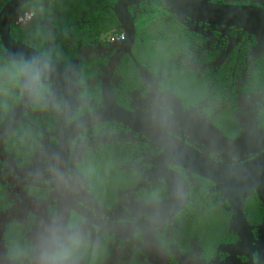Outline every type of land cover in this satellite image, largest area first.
Returning <instances> with one entry per match:
<instances>
[{
	"label": "flooded vegetation",
	"instance_id": "af4514ba",
	"mask_svg": "<svg viewBox=\"0 0 264 264\" xmlns=\"http://www.w3.org/2000/svg\"><path fill=\"white\" fill-rule=\"evenodd\" d=\"M119 1L39 0L7 18L37 55L5 62L0 36V128L24 101L23 122L0 137V215L17 207L8 258L41 262L75 232L65 264H264L257 179L240 185L243 219L234 188L208 179L264 155L247 130L264 131V44L218 11H264V0H203L213 10L191 13L181 2V19L141 2L126 10V47ZM242 137L247 149H234Z\"/></svg>",
	"mask_w": 264,
	"mask_h": 264
},
{
	"label": "water",
	"instance_id": "95a60500",
	"mask_svg": "<svg viewBox=\"0 0 264 264\" xmlns=\"http://www.w3.org/2000/svg\"><path fill=\"white\" fill-rule=\"evenodd\" d=\"M39 0H14L13 3L7 4L2 11L0 12V36L2 40V45L4 50L6 51L5 56L3 57L7 62H24L27 57H31L32 59H36L37 55H34L32 52L28 50L24 45L14 42L9 35V23L8 17L13 16L17 9L16 7H26L27 5ZM53 1V0H51ZM149 0H120L116 6L114 7L112 13L115 17L118 24H120V28L123 31L124 35L120 40V44L122 46H131L134 41V28L132 25V19L127 13V9L132 7H137L139 3L146 2ZM166 7L170 8V12L177 15L181 19V12L179 11L180 3L183 2L187 5V9L191 13V10L194 8H199V5L202 4L207 6L209 9L213 10L210 5H207L203 0H196L193 1L194 5L190 8V0H162ZM16 7H15V6ZM217 8V7H216ZM218 9V8H217ZM219 13H222L224 17V23L231 25V27H235L239 30L247 31L251 33L254 37L257 38L259 44L262 43V39L264 38V11L251 9V8H240V7H231L229 9H218ZM194 12V11H193ZM194 14H197L194 12ZM27 74L25 73L22 78H25ZM28 94L24 93V96ZM14 112L12 113V117L9 119L8 117L5 119V122L0 128V137L3 136L2 139L6 138L16 127H18L22 122L23 119L20 116V113H23L24 110V101L20 102V105L16 106L12 109ZM247 130H251L254 134H257V137L254 138V141L257 143V150L260 151V147L264 149V131L257 130L256 127L249 128ZM0 144V150H1ZM234 149L236 150H244L247 149L248 142L247 140L240 138L234 140ZM67 150V147H63ZM36 168V166H33ZM237 172V175L233 177V173ZM233 173L226 172V171H215L213 172L212 178H208L210 181L214 182L215 184L224 183L226 187L230 190V186L234 189V192L229 195L228 202L230 204V210L233 211V217L237 218H244L242 214V203L246 196L249 195L245 194L244 187L240 186L241 184H246L247 179L256 178L258 185L253 187L256 189L258 193V198L262 205L264 206V155L259 156L256 160H252L250 163H246L244 166H241L239 170H235ZM30 183L29 185H31ZM252 192V191H251ZM43 206L46 203H42ZM17 207L3 213L0 215V264H13V262L7 256V248L5 247V243L3 240V236L5 233V229L7 225L13 220L16 216ZM67 214L65 217H67ZM58 220L61 221L60 215ZM260 231L264 233V215L262 224L260 226ZM260 232V233H261ZM261 237V236H260ZM264 237V234H262ZM150 240L154 246L159 250L160 247L155 242V238L151 235ZM146 240V238H145ZM264 240V239H263ZM163 252V250H159ZM35 262L33 264H41L37 260L36 257Z\"/></svg>",
	"mask_w": 264,
	"mask_h": 264
},
{
	"label": "clouds",
	"instance_id": "9594fccd",
	"mask_svg": "<svg viewBox=\"0 0 264 264\" xmlns=\"http://www.w3.org/2000/svg\"><path fill=\"white\" fill-rule=\"evenodd\" d=\"M122 37L123 36L121 35L119 40H121ZM79 244L80 240L78 234L70 232L64 239L57 240L54 246L44 248L41 257V264H65Z\"/></svg>",
	"mask_w": 264,
	"mask_h": 264
},
{
	"label": "trees",
	"instance_id": "16d2710c",
	"mask_svg": "<svg viewBox=\"0 0 264 264\" xmlns=\"http://www.w3.org/2000/svg\"><path fill=\"white\" fill-rule=\"evenodd\" d=\"M7 3V0H5V1H3L2 3H1V7L2 6H4L5 4ZM2 10V9H1ZM1 12V11H0ZM113 14H111V16H112Z\"/></svg>",
	"mask_w": 264,
	"mask_h": 264
}]
</instances>
